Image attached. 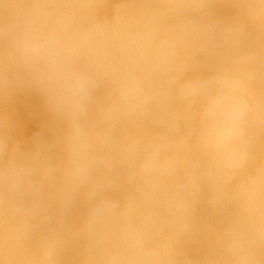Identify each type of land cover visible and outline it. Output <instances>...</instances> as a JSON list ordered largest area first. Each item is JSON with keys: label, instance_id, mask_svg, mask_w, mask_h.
Masks as SVG:
<instances>
[{"label": "clouds", "instance_id": "obj_1", "mask_svg": "<svg viewBox=\"0 0 264 264\" xmlns=\"http://www.w3.org/2000/svg\"><path fill=\"white\" fill-rule=\"evenodd\" d=\"M0 264H264V0H0Z\"/></svg>", "mask_w": 264, "mask_h": 264}, {"label": "rangeland", "instance_id": "obj_2", "mask_svg": "<svg viewBox=\"0 0 264 264\" xmlns=\"http://www.w3.org/2000/svg\"><path fill=\"white\" fill-rule=\"evenodd\" d=\"M31 99L33 104H38V100L35 97ZM40 126L41 125L39 119H30L23 128L22 134L25 136L31 135L33 132L39 130Z\"/></svg>", "mask_w": 264, "mask_h": 264}, {"label": "bare ground", "instance_id": "obj_3", "mask_svg": "<svg viewBox=\"0 0 264 264\" xmlns=\"http://www.w3.org/2000/svg\"><path fill=\"white\" fill-rule=\"evenodd\" d=\"M24 132V131H23Z\"/></svg>", "mask_w": 264, "mask_h": 264}]
</instances>
